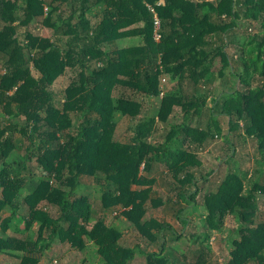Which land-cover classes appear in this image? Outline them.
<instances>
[{"label":"trees","instance_id":"16d2710c","mask_svg":"<svg viewBox=\"0 0 264 264\" xmlns=\"http://www.w3.org/2000/svg\"><path fill=\"white\" fill-rule=\"evenodd\" d=\"M254 23L260 33L231 48L230 34H251ZM0 65V255L38 264L57 244L90 247L101 264H131L144 254L140 244L122 246L120 229L96 216L115 210L139 239L160 236L163 253L172 227L145 219L148 200L164 204L152 199L149 178L159 165L169 203L194 206L201 197L206 212L205 231L186 238L200 243L191 264H210L207 231L219 232L227 216L237 227L226 264H264V184L246 189L232 168L210 188L197 154L218 139L234 148L229 138L243 128L264 168V0H0ZM64 74L71 83L60 108L50 87ZM226 76L235 87L216 90ZM124 118L132 135L116 142ZM85 177L98 203L84 193ZM144 256L147 264L176 261Z\"/></svg>","mask_w":264,"mask_h":264},{"label":"rangeland","instance_id":"374dc122","mask_svg":"<svg viewBox=\"0 0 264 264\" xmlns=\"http://www.w3.org/2000/svg\"><path fill=\"white\" fill-rule=\"evenodd\" d=\"M77 15L78 14H76V16ZM252 29L253 31L251 34L247 33L246 30H241L230 34V39L232 42L231 48L241 45V43L246 41L250 35H253L254 33H260L257 23L253 24ZM30 32L34 35L45 36V32L42 28H33ZM25 33L26 31L24 28H19L18 36L20 40H25ZM231 52V55H233V51ZM0 73H2L1 65ZM33 74L38 76L36 72H33ZM70 83V74H64L63 76H60L50 87L53 96V102L57 107H62L64 95L66 94V90ZM166 83L167 81H165V84ZM235 85L236 80L226 76L224 79L216 83L215 89L219 91L226 90L235 87ZM149 107L150 105L147 103L146 108ZM76 124L77 123L74 121L73 127H75ZM133 124V121H130L126 118L121 119L118 123L114 140L116 142L122 143L129 142L132 134L128 128ZM225 129L226 127H224L223 130L225 131ZM73 131V129H69L66 131V133H71ZM244 132L245 130L241 128L235 134H231L229 139L233 141L235 148V153L233 154L232 152L234 148L227 144V142L223 143V139H218L215 142L209 144L204 150L201 149L197 152L199 157L202 158V167L200 168V171L203 173V175H209L207 176L209 181L207 186L210 188L216 187V185H218V183L226 176L230 169L232 170V168L233 170L236 169V171L240 173L241 177H244V187L246 189H249L252 186V183H255L257 180L259 183L262 182L264 184V175L260 176L264 168L257 161V156L255 154V143L248 139V137L244 135ZM238 134H243L244 137H237ZM161 136H163V134H161ZM229 156L232 158L229 160L230 163L228 164L225 160H227ZM30 164L34 166L33 160L30 161ZM163 172L164 169L162 167L155 165L149 175V178H156V183L151 186L153 189L152 199L157 200L160 198L164 204L156 207L150 200H148L145 205L146 220L154 219L161 223H167L172 227V231L168 230L164 232L165 242L163 253H161L163 240L160 239V236L157 241L149 243L147 240L144 241L139 239L136 231L132 227V224L130 222H124L125 219L123 216L119 215L117 211H108L107 213L96 214V216L98 215L102 218H105L104 221L107 225L117 226L120 229L123 235L122 239L120 240V244L122 246L134 247L136 244H140L144 254H138L137 258L132 261L131 264H147L149 260L144 256L147 253H159L160 256L167 258L175 257L176 261L174 264H191L194 262V252L199 248L200 243L188 242L186 241V238H191V235L193 236L195 233L196 235L199 234V236H201V233L205 231L203 224L206 212L204 211V208L201 204V197H198L197 203L194 206L175 205L174 203L170 204L169 198H174V194L169 191L170 186L167 185V181L169 180H166L165 182H158L159 178L163 175ZM27 175V171L21 172V177L26 178ZM196 176L199 177V173H196ZM92 180L93 179L87 177L83 178V191L84 193L90 194L91 198L98 203L99 195L95 191ZM149 187L150 186H143L141 189L145 190ZM138 189L140 188L137 186L132 188V190ZM257 205V215L261 218L264 216V197L258 198ZM180 207L184 208L182 212L180 214H175V211ZM115 212H117V215ZM6 215L7 214L5 213L3 217ZM177 218L187 221V226H184L178 221ZM236 227L237 222L234 220V218L227 216L224 220V225L219 232L207 231L210 233V239L203 243V245L205 244V249L210 251L209 254L206 252L205 257L206 259H209L210 264H226L229 252L228 239L235 238V235L232 233ZM179 235H182V238L176 239V237ZM89 251L90 247H88L83 253H80L72 250L69 245L59 246L55 244V246L50 247L49 251L47 252V256L40 260L38 264H96L94 255L89 253ZM169 254H171V256ZM184 255H186V260H184ZM0 264H19V261L16 258H13L11 255H0Z\"/></svg>","mask_w":264,"mask_h":264},{"label":"built area","instance_id":"2783aa9c","mask_svg":"<svg viewBox=\"0 0 264 264\" xmlns=\"http://www.w3.org/2000/svg\"><path fill=\"white\" fill-rule=\"evenodd\" d=\"M159 27H160V25H159V21L156 19V20H155V34H154V37H155V40H157V41H158V39H159V37H160V36L158 35V33H157Z\"/></svg>","mask_w":264,"mask_h":264},{"label":"clouds","instance_id":"9594fccd","mask_svg":"<svg viewBox=\"0 0 264 264\" xmlns=\"http://www.w3.org/2000/svg\"><path fill=\"white\" fill-rule=\"evenodd\" d=\"M115 211H117L118 212V210H115ZM117 212H115L116 213V215H117ZM105 219V218H104ZM99 260V259H98ZM97 259H96V263H101L100 261H98ZM134 261V260H133Z\"/></svg>","mask_w":264,"mask_h":264}]
</instances>
